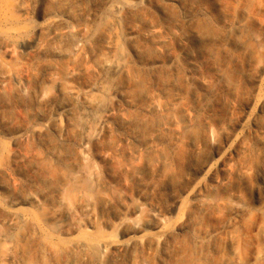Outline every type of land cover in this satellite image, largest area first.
Here are the masks:
<instances>
[{"label":"rangeland","instance_id":"374dc122","mask_svg":"<svg viewBox=\"0 0 264 264\" xmlns=\"http://www.w3.org/2000/svg\"><path fill=\"white\" fill-rule=\"evenodd\" d=\"M182 261L264 264V0H0V264Z\"/></svg>","mask_w":264,"mask_h":264},{"label":"bare ground","instance_id":"6f19581e","mask_svg":"<svg viewBox=\"0 0 264 264\" xmlns=\"http://www.w3.org/2000/svg\"><path fill=\"white\" fill-rule=\"evenodd\" d=\"M164 91L169 97H172L174 95V93L171 90H169L168 86H166V88H164ZM149 114H150L149 115V123L147 122V123H145V125L144 124H140V125L136 124L137 128H139V129H140V127L141 128H145V127L150 128V124H151L150 122H154L153 123L154 128H156V127L160 128V127L166 125L167 120L169 119V116H166V115L161 116V114H159L154 108L150 109ZM181 121H182V128L179 132V137L183 138L185 136L193 134L195 129H196V122H195L194 118H192L190 116H183L181 118ZM149 137H150V139H152V134H150ZM167 157H168L167 155H165L164 153H161V152L155 153L153 156L154 160H157V161L160 160V161H164V162L167 160ZM137 173H138L137 168L132 167L131 174L135 175ZM180 264H187V262L182 261Z\"/></svg>","mask_w":264,"mask_h":264}]
</instances>
